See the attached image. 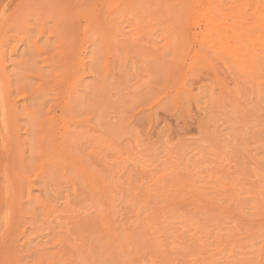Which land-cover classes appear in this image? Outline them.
<instances>
[{
  "label": "rangeland",
  "instance_id": "374dc122",
  "mask_svg": "<svg viewBox=\"0 0 264 264\" xmlns=\"http://www.w3.org/2000/svg\"><path fill=\"white\" fill-rule=\"evenodd\" d=\"M0 264H264V0H0Z\"/></svg>",
  "mask_w": 264,
  "mask_h": 264
}]
</instances>
